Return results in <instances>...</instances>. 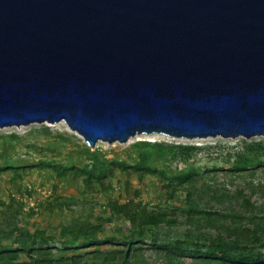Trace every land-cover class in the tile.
<instances>
[{"label":"water","instance_id":"95a60500","mask_svg":"<svg viewBox=\"0 0 264 264\" xmlns=\"http://www.w3.org/2000/svg\"><path fill=\"white\" fill-rule=\"evenodd\" d=\"M264 135V0H0V127Z\"/></svg>","mask_w":264,"mask_h":264},{"label":"rangeland","instance_id":"374dc122","mask_svg":"<svg viewBox=\"0 0 264 264\" xmlns=\"http://www.w3.org/2000/svg\"><path fill=\"white\" fill-rule=\"evenodd\" d=\"M263 217L262 134L91 145L64 121L0 127V264H219L192 243Z\"/></svg>","mask_w":264,"mask_h":264},{"label":"trees","instance_id":"16d2710c","mask_svg":"<svg viewBox=\"0 0 264 264\" xmlns=\"http://www.w3.org/2000/svg\"><path fill=\"white\" fill-rule=\"evenodd\" d=\"M175 147L181 150L192 148L190 145ZM250 201L246 198L243 203L246 207L253 206ZM242 215H236L240 222ZM235 225L230 226L225 235L218 233L209 243L207 237L198 238L192 243L196 254L210 261L218 260L219 264H264V223H255L252 227L241 223Z\"/></svg>","mask_w":264,"mask_h":264}]
</instances>
